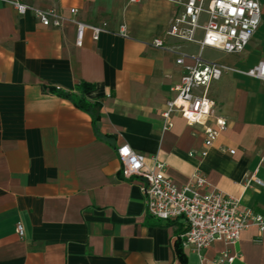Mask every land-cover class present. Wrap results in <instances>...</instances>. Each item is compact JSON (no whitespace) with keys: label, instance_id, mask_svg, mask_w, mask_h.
Instances as JSON below:
<instances>
[{"label":"crops","instance_id":"obj_1","mask_svg":"<svg viewBox=\"0 0 264 264\" xmlns=\"http://www.w3.org/2000/svg\"><path fill=\"white\" fill-rule=\"evenodd\" d=\"M19 1L68 18L75 9V19L103 32L94 40L86 29L78 46L76 25L45 28L0 4V264H181L174 245L187 225L146 213L143 181L121 175L116 150L124 144L149 166L159 157L178 188L200 171L209 183L202 194L219 190L264 215V187L244 186L252 175L264 183V82L229 73L210 86L214 117L227 128L207 148L202 124L175 114L164 129L162 114L183 70L148 44L171 24L175 7L167 0L160 3L171 6V19L154 37L110 20L109 0ZM260 2V26L245 51L208 49L224 54L211 59L205 50L208 59L242 71L264 62ZM145 3L127 0L129 7ZM83 83L94 86L86 98L97 107L95 123L59 96L77 95ZM207 125L217 129L214 119ZM184 253L187 264H217L224 255L235 256L231 264H264V231L252 227L235 245L218 241Z\"/></svg>","mask_w":264,"mask_h":264},{"label":"built area","instance_id":"obj_2","mask_svg":"<svg viewBox=\"0 0 264 264\" xmlns=\"http://www.w3.org/2000/svg\"><path fill=\"white\" fill-rule=\"evenodd\" d=\"M149 0H129L131 4H142ZM175 7L174 16L163 38L153 39L148 46L162 50L176 59L183 70L180 81L171 88L173 97L166 103L162 114L164 129L172 127L173 115L179 114L190 125H204L205 146L214 145L219 133L225 131L227 122L214 117V104L208 96L210 86L224 75L233 73L264 82V62L242 71L205 57L206 49H214L228 55L241 54L256 34L262 16L260 0H167ZM0 4L13 7L21 16L31 14L45 28L59 29L66 23L77 27V45L81 46L84 32L91 29L93 39L98 40L102 29L79 22L74 17L77 10L70 11L68 18L55 9H41L19 0H0ZM174 40L175 43H170ZM195 45L196 53L187 52L183 45ZM214 119L215 126L207 125ZM235 155L234 150H228ZM116 154L121 164L124 179L140 178L145 197L146 213L159 221L181 220L187 231L181 236L183 248L200 253L218 241L235 245L241 233L256 227L264 231V215L251 208L241 206L240 200L230 198L213 189L202 194L209 183L200 171L192 174L189 183L178 188L167 176L165 162L154 157L149 166L147 158L124 144ZM207 156V151L202 157ZM252 185L264 187L254 175L247 176L246 188ZM16 232L24 236V228L18 225ZM235 256L224 255L216 263L231 264Z\"/></svg>","mask_w":264,"mask_h":264},{"label":"rangeland","instance_id":"obj_3","mask_svg":"<svg viewBox=\"0 0 264 264\" xmlns=\"http://www.w3.org/2000/svg\"><path fill=\"white\" fill-rule=\"evenodd\" d=\"M160 1L149 0L143 5L129 7L127 0H109L107 1L110 4L108 6L114 12V15L109 16L110 20L121 25H131L138 32L151 37L160 36L172 16L171 6L166 1L164 3H160ZM168 6L170 9L166 10L165 8ZM167 17L168 19H166ZM205 55L211 59L224 56L223 53L215 54L208 49H206Z\"/></svg>","mask_w":264,"mask_h":264},{"label":"trees","instance_id":"obj_4","mask_svg":"<svg viewBox=\"0 0 264 264\" xmlns=\"http://www.w3.org/2000/svg\"><path fill=\"white\" fill-rule=\"evenodd\" d=\"M93 89L94 86L83 83L78 86L77 95H72L68 93H59V96L64 97L69 101H71L78 109L86 113H89L93 117L95 123L99 119V115L97 114V107H94V105L91 104L86 98V95L89 92H91ZM186 231L187 230H185V232ZM174 251H175L176 260L181 264H187V258L184 253L183 242L181 240V237L175 242Z\"/></svg>","mask_w":264,"mask_h":264}]
</instances>
